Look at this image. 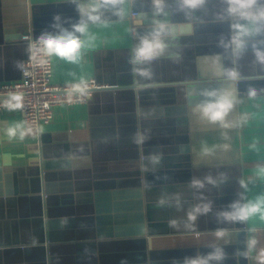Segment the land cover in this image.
I'll return each instance as SVG.
<instances>
[{"label": "crops", "instance_id": "obj_1", "mask_svg": "<svg viewBox=\"0 0 264 264\" xmlns=\"http://www.w3.org/2000/svg\"><path fill=\"white\" fill-rule=\"evenodd\" d=\"M126 3L124 21L90 27L95 39L80 64L53 59L54 83L83 76L117 89L97 91L85 105L57 107L54 119L23 141H9L3 132L23 121L22 114L0 111V264H45L44 236L54 248L51 264H182L185 257L211 251L210 245L223 248L221 264H259L264 220L230 223L216 214L238 198L241 179L251 181L249 198L264 194V177L256 175L264 164V65L256 62L251 44L239 59L220 46L221 37L231 32L230 22L220 19L223 0H206L189 15L177 0H164L171 21L192 22L193 33L168 41V51L151 63L150 79L135 76L129 63L136 43L131 9L146 11L153 4ZM57 15L65 27L79 19L70 0H0V84L20 79L30 53L24 37L53 31ZM259 40L264 35L253 42ZM233 68L240 75L235 82L218 74ZM190 85H195L191 99L186 96ZM233 88L241 102L228 119L240 126L226 130L225 141V130L203 122L192 108L205 99L200 95L205 90ZM249 88L257 90L255 99H248ZM202 142L228 143L230 149L202 157ZM44 153L70 162V168L48 171L43 178ZM5 157L11 162L4 163ZM209 176L226 179L200 190L190 187L194 177ZM44 192L52 231L33 223L36 197L42 195L45 205ZM202 203H210L211 211L198 216L194 228L185 227L188 211ZM221 230L226 235L218 240ZM250 234L259 244L244 257L240 253Z\"/></svg>", "mask_w": 264, "mask_h": 264}, {"label": "clouds", "instance_id": "obj_2", "mask_svg": "<svg viewBox=\"0 0 264 264\" xmlns=\"http://www.w3.org/2000/svg\"><path fill=\"white\" fill-rule=\"evenodd\" d=\"M75 5L79 19L72 23L70 27H65L60 16L53 18L51 25L53 31L43 32L35 42L30 37L29 51L31 59L38 66L46 67L53 59H58L69 64H80L84 50L92 46L95 39L90 31L92 25L107 26L108 20L106 14L110 13L120 21H124L128 16V6L126 0H70ZM206 0H177V6L180 11L186 15L194 14L196 10L203 7ZM153 11L155 15H166L164 11V0H152ZM225 5L221 20L230 22V37L225 39L221 37L220 46L226 51L230 50L233 57H239L248 49L251 44L253 54L257 63L264 65V40L254 41L255 37L264 35V0H223ZM145 18L144 13L136 14L135 21L142 24ZM136 37V43L129 53V63L132 65V71L135 76L143 79H150L152 76V61L163 56L169 49L168 41L178 39L179 33L176 28L164 21L154 20L151 30L141 35L133 30ZM220 58L217 57L214 63L219 67ZM227 80L235 82L240 78L239 73L233 69H223L218 72ZM74 75V74H73ZM186 96L191 99L195 85H190ZM90 94V82L86 77L81 76L66 85V96L69 101L73 99H83ZM255 88H249L247 91L248 99H255L257 96ZM205 99L196 104L192 111L198 114L199 118L209 124L218 125L222 130L221 135L225 141L229 139L227 131L240 126L238 122L229 120V114L233 111L235 105L240 101L236 90H205L200 93ZM0 108L9 112L23 111L24 95L22 92H9L5 97L0 98ZM4 134L9 141H23L25 138L35 135L32 127L28 126L25 121H17L9 124L3 129ZM142 139V138H141ZM254 147V145H253ZM230 144L209 145L202 142L200 155L202 157H211L218 150L228 151ZM160 157L153 156L152 161L159 163ZM10 157L4 158V163H10ZM257 176L264 177V164L257 166ZM226 179L224 176L213 178L205 177L204 180L193 178L190 187L200 190L205 184L218 185ZM249 179L239 181L242 192L237 194L238 198L230 203L227 209L218 212L217 219L230 223L245 224L255 217L264 220V194L257 195L255 198H249L246 193ZM163 203V202H162ZM177 209H181L179 197L176 198ZM211 211L210 203L194 205L187 213V228H194V222L200 215L207 214ZM176 225L174 224L173 227ZM252 233L255 229L251 230ZM216 238L223 239L226 235L224 231H217ZM245 248L240 253L247 257L257 251L259 240L256 235L247 236ZM212 250L206 254H197L193 257H185L182 264H221L225 258V252L222 247L210 245ZM259 264H264V247H261L256 255Z\"/></svg>", "mask_w": 264, "mask_h": 264}, {"label": "built area", "instance_id": "obj_3", "mask_svg": "<svg viewBox=\"0 0 264 264\" xmlns=\"http://www.w3.org/2000/svg\"><path fill=\"white\" fill-rule=\"evenodd\" d=\"M137 13H133L136 17ZM32 42H35L31 36ZM25 40L30 43L28 39ZM90 82V94L83 99H73L69 101L66 96V85L53 82V60L46 66L41 67L29 58L23 63L21 78L16 81L4 82L0 84V98L5 97L9 92L19 91L24 95V109L18 111L22 114L23 121L32 127L35 132L40 130L42 124L50 123L55 116V109L60 106H74L88 104L95 92L113 88L97 81L94 78L88 79ZM0 111H7L0 108Z\"/></svg>", "mask_w": 264, "mask_h": 264}, {"label": "water", "instance_id": "obj_4", "mask_svg": "<svg viewBox=\"0 0 264 264\" xmlns=\"http://www.w3.org/2000/svg\"><path fill=\"white\" fill-rule=\"evenodd\" d=\"M126 2H128V0H126ZM131 12L133 13H144L145 14V18L143 19V23L142 24H137L136 21H135V18L132 19V25L134 27V30L135 32L143 35L145 33H147L148 31L151 30V27H152V24H153V21L154 20H160V21H164L172 26H174L177 30V32L179 33L180 36H185V35H191L193 33V24L192 22H186V23H173L170 19V15L168 12H165L167 13L166 15H155L154 14V11H153V7H151L149 10H138L136 9V7H133L131 9ZM106 19L107 20H114V19H118L117 17L115 16H112L110 13L106 14ZM39 37V34L35 31L33 32V38L34 39H38ZM26 42L28 43V41L26 40ZM29 58V57H28ZM21 78V77H20ZM180 82H185V81H180ZM241 82V80H240ZM170 84H177V85H181L180 83H169ZM172 87H174V85H170ZM117 89V87H114V88H111V89H107L108 90H115ZM102 91H105V90H102ZM137 97H138V100L140 101V98H141V95L140 94H136ZM93 99V98H92ZM91 99V101H92ZM61 158V157H60ZM42 164H40L41 166V173H40V176H43L46 177L48 176V174H46L48 171H51V170H59V169H62V168H70L71 166V163L70 162H65L63 159L61 161L59 160H54V157L50 156L49 154L47 153H44L43 156H42ZM45 193V205L43 204V197L42 195H37L36 197V200L38 201V205L35 207L34 209V214H32V217H33V223L34 224H37V222L39 223H42L43 225L45 224L47 227L51 228V231L53 230L52 229V223L51 221H47V219L45 218H51L52 217V210L50 209V207L47 209L46 207V201L48 203V193L44 192ZM50 203V201H49ZM44 210V211H43ZM43 218V221H42V218ZM49 238L47 239L45 236H44V239L41 240L40 242L44 243L45 245L41 247V250L43 249V254H44V259H43V262L45 264H51L50 263V259L52 257V254H53V251H54V248H52L50 245H49ZM145 264V263H143Z\"/></svg>", "mask_w": 264, "mask_h": 264}]
</instances>
